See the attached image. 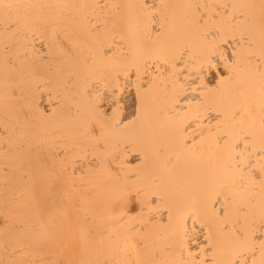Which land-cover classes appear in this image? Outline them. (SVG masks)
<instances>
[{"label": "bare ground", "instance_id": "6f19581e", "mask_svg": "<svg viewBox=\"0 0 264 264\" xmlns=\"http://www.w3.org/2000/svg\"><path fill=\"white\" fill-rule=\"evenodd\" d=\"M253 259L264 0H0V264Z\"/></svg>", "mask_w": 264, "mask_h": 264}, {"label": "snow or ice", "instance_id": "6c2138e0", "mask_svg": "<svg viewBox=\"0 0 264 264\" xmlns=\"http://www.w3.org/2000/svg\"><path fill=\"white\" fill-rule=\"evenodd\" d=\"M237 264H239V262H237ZM251 264H257L256 260L253 259L252 262H251ZM260 264H264V259L261 260Z\"/></svg>", "mask_w": 264, "mask_h": 264}]
</instances>
